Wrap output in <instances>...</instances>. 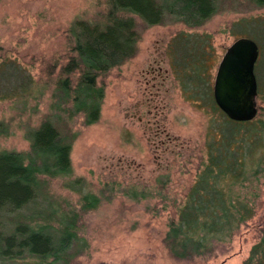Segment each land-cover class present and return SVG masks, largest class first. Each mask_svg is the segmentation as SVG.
Returning <instances> with one entry per match:
<instances>
[{
    "label": "trees",
    "instance_id": "obj_1",
    "mask_svg": "<svg viewBox=\"0 0 264 264\" xmlns=\"http://www.w3.org/2000/svg\"><path fill=\"white\" fill-rule=\"evenodd\" d=\"M225 1L105 0L98 19H75L69 24L65 62L55 55L43 61L39 79L19 64L0 62V98L18 103L20 114L26 109L36 113L47 94L44 114L25 133L27 149L0 150V264H73L88 249L79 233L86 214L116 193L134 202L153 195L151 189L120 187L116 182L103 184L96 193L84 179H69L70 152L78 136L75 124L78 119L82 126L98 121L106 76L136 55L142 30L176 22L199 28L223 9ZM233 1L227 0L229 5ZM237 1L245 8H264V0ZM253 25L264 33V17H251L233 34H252ZM164 50L183 100L195 108L204 107L210 116L195 178L183 199L171 202L172 214L162 240L176 259H208L260 207L264 115L238 122L216 106L212 85L219 56L211 34L179 31ZM254 72L257 97L264 101V71ZM10 133L8 124L0 121V136ZM56 178L69 179L62 187L78 194L76 202L52 193L50 184ZM157 181L156 195L165 201L166 181ZM36 204L46 209L33 208ZM240 264H264V227Z\"/></svg>",
    "mask_w": 264,
    "mask_h": 264
},
{
    "label": "rangeland",
    "instance_id": "obj_2",
    "mask_svg": "<svg viewBox=\"0 0 264 264\" xmlns=\"http://www.w3.org/2000/svg\"><path fill=\"white\" fill-rule=\"evenodd\" d=\"M237 3L234 0L229 5L226 0L222 10L196 29L176 22L142 30L136 55L106 76L98 121L82 126L77 120L69 179H84L96 193L103 184L116 182L120 187L151 189L153 195L134 202L116 193L86 214L79 233L88 249L73 264H240L259 238L264 227V184L255 216L229 243L217 247L215 257L176 259L162 240L172 214L171 202L183 199L195 178L210 116L204 107L195 108L183 100L164 49L179 31L209 33L220 58L234 39L249 37L259 46L254 71H264L263 31L253 25L252 34H233L245 19L263 18L264 8L249 9ZM105 8V0H0V62L19 64L39 79L43 61L55 55L65 62L69 24L75 19L96 20ZM41 100L36 113L26 109L20 114L18 103L0 98V121L11 132L0 136V150L27 149L25 133L44 114L47 94ZM257 106L264 109V101L258 97ZM261 114L264 110L257 109L256 117ZM69 179H53L50 188L55 195L76 202L78 194L62 187ZM158 179L166 181L165 201L156 195ZM38 207L46 209L37 204L33 208Z\"/></svg>",
    "mask_w": 264,
    "mask_h": 264
},
{
    "label": "water",
    "instance_id": "obj_3",
    "mask_svg": "<svg viewBox=\"0 0 264 264\" xmlns=\"http://www.w3.org/2000/svg\"><path fill=\"white\" fill-rule=\"evenodd\" d=\"M259 47L249 37H238L226 48L214 71L212 93L219 110L229 119L250 121L257 114L254 66Z\"/></svg>",
    "mask_w": 264,
    "mask_h": 264
}]
</instances>
